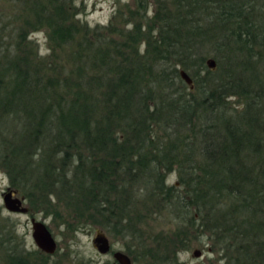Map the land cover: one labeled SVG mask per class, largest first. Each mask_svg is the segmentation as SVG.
<instances>
[{
	"label": "trees",
	"instance_id": "1",
	"mask_svg": "<svg viewBox=\"0 0 264 264\" xmlns=\"http://www.w3.org/2000/svg\"><path fill=\"white\" fill-rule=\"evenodd\" d=\"M16 1L0 15V171L28 210L53 197L74 230L134 234L154 264L201 238L223 264H264V0H131L119 43L73 0ZM40 29L43 55L26 40ZM151 214L171 226L146 233ZM16 225L0 207V264H40Z\"/></svg>",
	"mask_w": 264,
	"mask_h": 264
},
{
	"label": "rangeland",
	"instance_id": "2",
	"mask_svg": "<svg viewBox=\"0 0 264 264\" xmlns=\"http://www.w3.org/2000/svg\"><path fill=\"white\" fill-rule=\"evenodd\" d=\"M73 2V9L75 12L73 16L74 19L86 22V24L91 27L94 25L104 26L112 24L110 26L112 29H115V33H111L107 36L112 37V41L115 43L121 42V34H118L120 29L131 28L130 25L123 24L127 19L125 5L128 3L131 5V0H73ZM17 9L18 5L16 0H0V15L1 13L10 14L12 16L14 13L19 14ZM147 14H150V12ZM6 28L9 29L10 27L7 26ZM26 40H31L33 42L32 44L36 46L35 49L38 54L43 55L47 52L46 48L48 47V42L44 29L30 32ZM23 43H25V40ZM139 46L140 51H142L143 44L141 40ZM65 60L64 55L60 53L59 61L65 63ZM177 68L181 69L180 67ZM187 73L189 74V72ZM226 99L231 102L234 107H239L240 102H238L234 96L226 97ZM165 182L166 184L174 183L176 185V173L171 172L167 175ZM6 187H9L7 177L0 171V207L3 214H8L16 221V233L23 236L25 249L38 252L35 256L30 255V258L35 263L102 264L106 262L109 264H116L111 253L112 251L119 250L126 253L131 258L132 264H154L152 258L149 257L150 254L142 247L143 244L141 241L138 240L134 234H129L124 230L110 232L109 234L102 231L108 238L110 251L105 254L99 253L92 244V238L98 230L99 232H101V230L95 226L74 230L76 223L73 219L74 215L69 212L70 210L64 206V203H56L57 201L53 197L50 198L52 207H50V204L49 206L44 205L46 207H41L42 205L38 206L35 210H27L26 213L7 212L4 210L1 201V194L5 191ZM19 195L18 193V196ZM27 204V201L24 199L22 205L27 207ZM153 216L155 217V215L151 214L145 218L144 222L147 225L146 233L147 230L149 234V231L154 232L158 229L165 230L171 226L166 218L159 216L154 219ZM30 217L43 221L47 226L56 242V248L53 253H43L33 243L30 236ZM150 228L151 230H149ZM200 240L198 242L192 240L191 245L187 249L177 251L176 261L179 264H223L224 261L219 257L218 253L208 252L206 250L208 248L207 240L205 238H201ZM194 248L200 250V255L197 258L193 257L191 254Z\"/></svg>",
	"mask_w": 264,
	"mask_h": 264
},
{
	"label": "water",
	"instance_id": "3",
	"mask_svg": "<svg viewBox=\"0 0 264 264\" xmlns=\"http://www.w3.org/2000/svg\"><path fill=\"white\" fill-rule=\"evenodd\" d=\"M205 64L209 68H213L215 62L212 58H207ZM180 78L190 87H192L191 78L182 69L178 70ZM24 198L22 195L18 196V192L10 187H6L5 191L1 194V201L4 210L11 213H26L28 208L22 205ZM30 222V236L35 246L43 253L51 254L56 248V242L48 230L47 226L41 220H36L34 217L29 218ZM92 244L95 249L105 254L110 251V244L105 234L99 230L92 238ZM192 256L197 258L200 255V250L194 248L191 252ZM111 256L116 264H132L131 258L124 252L115 250L112 251ZM109 264V263H102Z\"/></svg>",
	"mask_w": 264,
	"mask_h": 264
}]
</instances>
